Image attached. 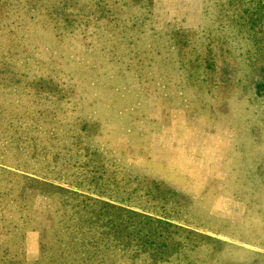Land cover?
<instances>
[{"label":"rangeland","instance_id":"rangeland-1","mask_svg":"<svg viewBox=\"0 0 264 264\" xmlns=\"http://www.w3.org/2000/svg\"><path fill=\"white\" fill-rule=\"evenodd\" d=\"M248 1L0 0V264H264Z\"/></svg>","mask_w":264,"mask_h":264},{"label":"trees","instance_id":"trees-1","mask_svg":"<svg viewBox=\"0 0 264 264\" xmlns=\"http://www.w3.org/2000/svg\"><path fill=\"white\" fill-rule=\"evenodd\" d=\"M253 1V2H252ZM248 3H249V5H250V3H253L254 5H255V12H256V14H258L257 15V17H254L255 16V13L252 15V13H249V9L247 10L246 9V11L244 12V14H246L247 15V18H248V20H249V22L247 23L246 22V26H247V29L248 30H254V28L256 29V27L258 26L257 24H255L256 23V20L255 19H259V20H261L260 22H262V27H264V1L263 0H249L248 1ZM249 8V7H248ZM261 12L263 13V14H261ZM260 13V14H259ZM251 20H253L252 21V23H250L251 22ZM154 199V198H153ZM157 225H159V226H162L163 228H164V225L165 226H168L166 223H163V222H161V221H157V222H155ZM150 225H152V224H150Z\"/></svg>","mask_w":264,"mask_h":264}]
</instances>
